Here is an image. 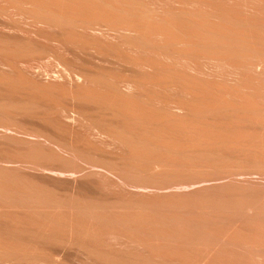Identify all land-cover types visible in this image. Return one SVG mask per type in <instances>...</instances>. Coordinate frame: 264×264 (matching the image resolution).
<instances>
[{
  "label": "bare ground",
  "instance_id": "6f19581e",
  "mask_svg": "<svg viewBox=\"0 0 264 264\" xmlns=\"http://www.w3.org/2000/svg\"><path fill=\"white\" fill-rule=\"evenodd\" d=\"M9 24L47 42L0 33V264H264V0H0Z\"/></svg>",
  "mask_w": 264,
  "mask_h": 264
},
{
  "label": "rangeland",
  "instance_id": "374dc122",
  "mask_svg": "<svg viewBox=\"0 0 264 264\" xmlns=\"http://www.w3.org/2000/svg\"><path fill=\"white\" fill-rule=\"evenodd\" d=\"M0 33H4L8 36H12L15 38H25L28 41H32L34 43H46L47 39L40 37L38 35H34L31 33H28L27 31H24L22 27L14 26L12 24L5 25L4 27L0 26ZM126 55L133 56L134 54L129 52L128 50L124 51ZM35 91L30 90L28 87L26 88H10V98L14 99L15 102L20 103L22 100L25 103H28L29 97L31 93H34ZM22 99V100H19Z\"/></svg>",
  "mask_w": 264,
  "mask_h": 264
}]
</instances>
